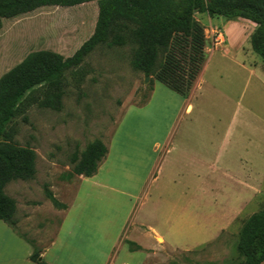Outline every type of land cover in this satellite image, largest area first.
Masks as SVG:
<instances>
[{"label":"rangeland","instance_id":"obj_1","mask_svg":"<svg viewBox=\"0 0 264 264\" xmlns=\"http://www.w3.org/2000/svg\"><path fill=\"white\" fill-rule=\"evenodd\" d=\"M98 11L92 1L6 19L0 78L33 51L72 56ZM195 17L205 61L186 96L132 66L134 26L120 22L110 41L125 35L127 43L98 45L82 81L67 72L61 110L33 103L13 119L14 140L36 154V174L5 187L16 213L14 225L0 220V264H37L35 250L47 264L243 261L241 229L264 208V60L246 41V23L232 24L227 42L211 23L224 17ZM96 140L108 147L98 172L74 174L73 156Z\"/></svg>","mask_w":264,"mask_h":264},{"label":"trees","instance_id":"obj_2","mask_svg":"<svg viewBox=\"0 0 264 264\" xmlns=\"http://www.w3.org/2000/svg\"><path fill=\"white\" fill-rule=\"evenodd\" d=\"M92 1H97L99 7L94 32L72 56L33 51L0 78V220L10 225L15 224L16 201L6 195V185L36 174V154L14 140L11 122L33 103L61 110L67 72L82 81L86 73L82 64L98 45L127 43L125 35H114L110 41L120 22L127 28L129 24L134 26L130 37L137 48L132 66L182 96L190 92L205 61L206 37L195 17L197 13L253 22L252 49L264 60V0H0V29L6 19L41 7H72ZM107 153L102 140L94 141L80 156H73V173L94 176ZM45 192L56 207L66 208L51 190ZM126 241L131 251L143 250L140 244ZM238 250L243 257L240 264L264 262V208L244 222ZM39 257L35 250L31 260L47 264Z\"/></svg>","mask_w":264,"mask_h":264},{"label":"crops","instance_id":"obj_3","mask_svg":"<svg viewBox=\"0 0 264 264\" xmlns=\"http://www.w3.org/2000/svg\"><path fill=\"white\" fill-rule=\"evenodd\" d=\"M209 16V15H208ZM210 18V17H209ZM210 20H211V18H210ZM240 22H244V23H246L247 24V27H246V29L248 30L247 31V33H246V41H248L249 39H250V37H251V35H252V33L254 32V30H255V28H256V25L253 23V22H251L250 20H247V19H244V18H238V19H236V20H227V19H224V20H221V21H219V22H217V23H214V21L213 20H211V23H212V25H215V26H217L218 28H220V29H222V30H224V34L226 35V40H227V42H228V38H227V34H226V32H228V28L232 25V24H236V23H240ZM252 46V45H251ZM242 47V46H241ZM250 50V49H249ZM248 50V51H249ZM244 53V52H243ZM193 109V105L192 106H188L187 107V111L188 112H191V110ZM226 220L227 219H224V223L226 222ZM159 239H161V238H159ZM134 240H136L135 238H134ZM136 241H138V240H136ZM142 247H143V245L140 243V242H138ZM143 252V251H142Z\"/></svg>","mask_w":264,"mask_h":264},{"label":"water","instance_id":"obj_4","mask_svg":"<svg viewBox=\"0 0 264 264\" xmlns=\"http://www.w3.org/2000/svg\"><path fill=\"white\" fill-rule=\"evenodd\" d=\"M146 78H147V80H149L150 76H147Z\"/></svg>","mask_w":264,"mask_h":264}]
</instances>
